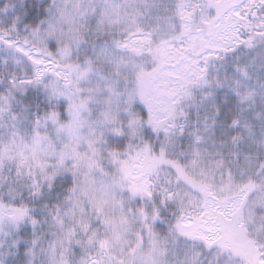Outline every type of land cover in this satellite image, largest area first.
<instances>
[{"label": "snow or ice", "instance_id": "1", "mask_svg": "<svg viewBox=\"0 0 264 264\" xmlns=\"http://www.w3.org/2000/svg\"><path fill=\"white\" fill-rule=\"evenodd\" d=\"M0 264H264V0H0Z\"/></svg>", "mask_w": 264, "mask_h": 264}]
</instances>
